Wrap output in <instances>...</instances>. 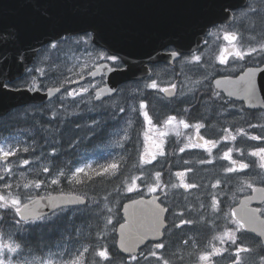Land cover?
I'll return each mask as SVG.
<instances>
[{
  "label": "rangeland",
  "instance_id": "374dc122",
  "mask_svg": "<svg viewBox=\"0 0 264 264\" xmlns=\"http://www.w3.org/2000/svg\"><path fill=\"white\" fill-rule=\"evenodd\" d=\"M243 11L244 12L240 15H246L247 24L253 22L255 19L259 21L258 24L254 21L255 25H248V27L251 28L247 30V38L249 46L260 47L261 44H264V24H262L264 22V0H252L250 5ZM81 38L82 37L64 40L58 43V47L56 49H52L51 47L44 49L35 63L36 67L43 68L46 73L43 77H40L37 74V80L40 82L41 87H48L53 84L65 85L66 81L71 80L73 82L66 84L65 91H71L73 89L79 90L82 87L88 88L87 92H83L81 95L72 99L77 100L79 106L83 105L81 104V100H85L87 102L86 110L85 107L80 109L72 107L70 109L68 107L70 103L67 95H63V98H61L62 96L59 98L63 107L61 110L66 112H70L72 110H83L85 112L91 111L94 92L99 87V81L85 78L98 65H100V63L107 61L100 55V53L108 54L106 51L96 48L91 41L87 43H78V41H81ZM85 39L87 38L85 37ZM82 78L85 79L84 82H82ZM131 88L132 86L123 87L112 102L107 103L103 107L104 110H108L110 112V115L112 112L113 114L116 113L113 116L111 115L110 119L113 123H115V126L118 123L115 131L109 134L108 139L105 141L102 140L103 145L97 147L96 153H93L91 150L79 151L80 153L75 154L76 161H66L64 167H57L50 161L51 157H53L52 154H54L52 149L49 150L52 142L50 140L48 145L45 144L48 146L47 150L41 145L44 143L40 144V139H38V123L37 121L30 122L28 117L30 113L36 115L34 118L37 119H40L42 116L49 115L50 120L48 122L52 127H54V125H52L53 119L50 117V114L60 117L58 113L59 108L56 110L53 109V106L37 108L35 110H31L30 113H22V119L20 121H16V119L20 117V114H15L14 116L6 119V125L0 126V146H3L5 150L9 147H15L18 149L28 147L29 151H17L15 156L8 158V162L0 160L1 195L9 198V200L11 198L19 197L21 200L20 206L22 207L27 201H30L37 196L71 193L74 190L76 191L78 186L74 183L77 182L76 180H78L82 175L81 173L76 178L71 176V173L74 172L76 167L91 165L90 168L85 169L84 173L94 175L102 171V166L115 162L114 158L118 156V152H121L122 148L125 149L124 153L127 155V161L131 163H135V161H137L138 164H140V168L135 171L134 169L136 168L134 167L136 164L133 165V171L129 175L122 178L120 188L113 193H121L123 196L129 195L132 197L150 194L147 191V188L144 187L143 183H141L139 192L129 193L126 190L131 178L135 176H143L145 182H151V180L154 179V177L149 178L145 176L147 172L143 166L145 164L142 163L141 157L144 156L146 150L148 152V156L144 157L146 159L150 158L152 152H156L147 142L145 127L143 124L145 121L143 120L141 122V130L140 128H137L134 123L130 122V116H133L134 113V116L138 115L141 119H143L144 111L149 112L148 107L146 109H141L140 113L135 112L138 104L140 105V101L138 102L133 97H140L143 99L146 92L143 87L142 92L132 91ZM65 91L63 93H65ZM143 101L145 102V100ZM113 104L116 105L115 108H113ZM127 105L128 112L126 107ZM121 108L124 109L123 112L120 111ZM127 114L129 115V119L127 118ZM148 114H150V112ZM67 115L68 114L61 117L62 127L65 125L64 117H67ZM150 117L152 119L151 114ZM184 153L190 154L189 152ZM111 155L113 156L110 159ZM24 159L29 160L30 163L28 165H23L22 161ZM157 163L152 162L151 165L157 169ZM118 164V169L103 173L104 175L100 177H102V179L112 180L117 179L115 175L119 176L121 172L127 174L130 169L125 167V165L122 166L120 163ZM9 165L12 168L10 173L6 171V168ZM248 165L249 167L243 171H238L236 173H228L225 171V174H236L238 176L244 175L245 179L243 180L249 182L254 179L253 176L262 174V170L264 173V168H261L260 165L257 166L256 164L253 165L250 163H248ZM45 167L49 169L48 172L43 171ZM227 167H223V169L225 170ZM221 168L222 166H220L219 169L221 170ZM200 169H205V172H207L205 167H199L196 169V174L199 173L198 171ZM184 170L185 169H183V171ZM60 171L65 173L64 177H59L58 173ZM175 173L174 179H177L178 181H171L169 183V187L165 189V192L167 193L165 204L170 208L169 219L172 227L169 229L168 235L163 241L165 248L156 251L158 252V255H162L165 259H168L169 264H207L208 261H201L199 259V247L196 242V239L202 236L204 232L192 227L189 224H182L181 221L187 220V215H193L195 212L202 211L205 214H208L210 200L211 202L213 201L212 196L207 197V192L210 191L209 184L207 183V180L202 178L195 177L197 180L192 181L188 180V177L186 176L185 181L188 183H194L197 187L192 189H184L182 187L172 188L170 186L171 184L179 183V178L176 177ZM187 175L189 174L187 173ZM83 176H85V174ZM55 178L60 180L58 184L52 183V180ZM238 180H242V178H239ZM34 181H42L43 183L39 188H37L34 186ZM199 181H202L206 186L204 191L203 187L199 184ZM6 183L11 185V187L6 188ZM26 184L30 186L25 187ZM100 184H102V182H100ZM220 184L227 185V183ZM64 186H67L66 188H69L71 191L65 192ZM215 194L216 199L220 201L219 208L221 210L227 211L231 207V204L237 200L236 193L227 194L226 192L216 191ZM92 203L93 204H91V206L93 208L100 205V208L104 211V215L101 219V236L98 237L97 235H92L88 232V226L83 224L75 227L72 234L73 237H67L62 243L52 249H46L38 252L21 247V251L18 253L6 254L7 259L12 260L13 264H22L24 261H26L27 264H48V261L50 260L53 261L54 264H69V261L73 259H78L80 264H85L87 255L92 251H94L93 258L97 259L96 255L98 251L104 247L103 236L110 235L112 227L116 222L118 214L116 211L118 198L116 197L113 201L109 198H99ZM109 209H111V211H109ZM2 210L12 211L16 214L15 210L11 207L0 208V217H2ZM79 210L85 211L86 209L79 208L74 210H60L54 212L51 216L43 220L33 222H22L21 220L13 219L6 225L2 223L3 220L0 218V236L3 237L5 244H7L10 239L15 243H19L15 236L18 230L21 228L23 229L24 224L33 225L35 223L51 221L52 219L56 220V217L60 218L61 215L68 213V211L71 212L70 214L73 217L71 219H74L75 221V215L79 213ZM181 213L183 215H181ZM222 215L225 217V214ZM109 217H111L113 222L111 225L107 224V218ZM17 221H19V223H17ZM211 230L215 235L218 233L217 229L213 225L211 226ZM185 241H187V243H185ZM84 248H87L88 251L84 252ZM203 252H207L206 249H204ZM147 253L148 251L145 252V255ZM137 264H157V261L155 258L149 256L147 261H145L144 258L138 259Z\"/></svg>",
  "mask_w": 264,
  "mask_h": 264
},
{
  "label": "flooded vegetation",
  "instance_id": "af4514ba",
  "mask_svg": "<svg viewBox=\"0 0 264 264\" xmlns=\"http://www.w3.org/2000/svg\"><path fill=\"white\" fill-rule=\"evenodd\" d=\"M242 12L244 11L238 10L234 12L232 23L220 24L210 28L203 39L202 46L196 51L180 54L173 61L149 63L148 69L150 75L148 77L143 80L132 81L119 87L121 90L124 86H132L131 90L138 92H142L144 88L146 92L143 99L140 97L133 98L138 102L140 101V103L145 100V102H143L148 105L149 112L152 115V125L147 123L145 117L141 119L138 115L134 116L135 113L133 116H130V122L134 123V125L141 130V122L144 120L145 122H143V124L145 132L147 133L148 144H150L156 152L161 150L156 147V145L159 144L164 152V155H158L157 159L153 161L154 163L159 162L157 163L159 169L152 170L151 168L153 166L151 164L146 165L150 174L148 175L149 178L154 177L156 171H160L162 173L161 179L164 182L178 181L174 179L175 172L183 171V169H191L192 171L188 172L189 175H187L188 180H197L195 177L207 180L210 188V191L207 192V197L212 196V199L213 197L216 198V191L226 192L227 194L236 193L237 200L231 204V207L227 211L221 209L220 211H216L213 207V201L211 202L210 200L208 214L199 211L195 212L193 215H187V221H191V223L188 224L204 232L202 236L196 239L197 246L199 247L198 256L204 253V249H206L208 253H213L207 264H234L238 247L251 249L250 252H241L239 254L241 264H264V246H262L264 243L255 234L247 232V229L234 232L235 236L238 238L236 244H232L227 236H224L226 229H236V225L231 222L232 219H236V217H229V215H227L230 210L240 205L243 199H250L255 192L253 189L264 188L263 170L261 171L262 174L253 176L254 179L247 182L243 180L245 179L244 175L225 174V170L223 169V167L231 166L230 161L222 159L223 152L227 151L228 148L233 149L232 157L237 161L253 165L256 164L257 166L264 163V160H261L259 156H251L249 154L258 147H264V140H251L248 138V136L253 135L264 136V127H249L250 124L264 125V109L249 108L245 101L239 100L233 96H227L225 92L217 90L214 85L216 79L226 77L236 79L242 75L247 68L261 67L264 65V54L258 53H254L251 57H246L245 60H236L234 57L229 56L228 64L219 63L218 57L223 48L228 47L231 49L233 46L229 44L228 41L224 40L225 31L234 32L239 37V39L235 41V46L237 48L246 51L249 47H254L248 45V32L246 29L247 17L244 14L240 15ZM204 41H207V43L205 44ZM49 45L44 49L49 48ZM171 51L177 50L175 47H169L164 49L163 53L167 55V53ZM195 55L201 57L200 62H195L193 60ZM102 63H106L111 67L110 61ZM85 79L91 78H89L88 75ZM85 79L82 78V82H84ZM94 80L99 81V87L94 92V99L91 104V111L89 112L83 110L66 112L61 110L63 107L59 98L65 91L67 83L63 87V92L53 100L44 104L26 105L14 110V112L20 114L19 118H22V113H30L31 110L37 108L53 106L55 110L59 108L58 113L60 116L68 114L67 117H64V124L66 126L70 123L73 128H78L85 136H87L88 131L92 134L95 129L93 126H99L103 129L106 128L105 132L109 133L118 126V123L115 126V123L110 120L111 115L113 116L116 113L113 114L112 112L110 115V112L104 110L103 107L107 103L112 102L118 94L112 97L96 99V92L105 85L106 76L101 75ZM153 80L157 82L158 87L156 89L147 86ZM172 84H175L176 88L174 90L170 89L169 93L160 91L162 88H170ZM55 87H61V85L53 84L48 87H41L40 89L46 91L47 88ZM217 92L219 96L216 95ZM67 97L69 99L70 105H68V107L70 109L72 107L77 109L85 107L86 110L87 102L85 100H81V104L83 105L79 106L77 100H72L73 98L70 96ZM115 106L116 105L113 104V108H115ZM126 107L128 112V105ZM135 112H141L139 104ZM171 116H175L176 121H173L171 124L166 123ZM50 117L54 118L52 115ZM127 118L129 119L128 114ZM180 120H185L190 125H195L197 123H202L204 125V127L200 129V135L207 139H215L219 142L218 146L212 150L211 155L203 148L194 149L188 147L190 143L198 141V136L194 127L190 126L186 129L182 124H179ZM61 123L62 121H60V123L53 121L52 125H54V127H60L59 125H61ZM225 129H231V132L227 133L224 131ZM238 129H243L248 133V136L242 135ZM161 133L167 134L161 135ZM177 133L179 134L177 135ZM224 135L229 136V140L226 142H223L221 139ZM233 135L236 136L234 141L231 139ZM93 137L94 134L91 135V140ZM189 137L192 138L191 141ZM101 140H103V137ZM81 141L82 140L79 139L76 142H71V145H75L77 150L83 151L86 149L87 142L84 144V142L82 143ZM180 148H185L184 152H189L190 154L181 152ZM237 149H242L244 155L241 156ZM206 160H211L212 162L201 163V161ZM220 166H222L221 170L219 169ZM197 167H205L207 172H205V169H200L198 171L199 173L196 174ZM239 178H242V180H238ZM217 181L220 183H227V185L219 183L218 186L213 187V185H216ZM199 184L203 187L204 191L206 186L202 181H199ZM249 184H251L252 187H249ZM157 193L165 194V190L150 193L149 195ZM166 198L167 195H165L163 204L168 208L167 229H170L172 227L169 219L170 208L165 204ZM247 204L251 209L256 208L264 211V201L248 200ZM68 213L70 214L71 212L68 211ZM222 214H225V217H223ZM212 225L218 231L216 235L211 230ZM221 236L224 237L223 243L219 239ZM225 249H227V251H225ZM215 251H219L220 255H215Z\"/></svg>",
  "mask_w": 264,
  "mask_h": 264
},
{
  "label": "water",
  "instance_id": "95a60500",
  "mask_svg": "<svg viewBox=\"0 0 264 264\" xmlns=\"http://www.w3.org/2000/svg\"><path fill=\"white\" fill-rule=\"evenodd\" d=\"M249 0H0V31L15 30L18 34L17 43L10 45L7 51L14 57L16 52L23 50L31 67L38 52L51 42L61 41L63 38H72L85 34L87 31L94 37L92 43L98 48L105 49L109 54H115L127 61L126 71L95 70V76L106 75L105 86L97 90L100 99L113 96L119 86L134 80H141L150 75L149 63L173 61L177 57H169L163 50L175 47L180 54L191 53L201 47L204 36L208 30L218 24H230L233 20V12L245 8ZM231 13V15H229ZM11 75H24L23 69L14 61L10 63ZM258 68L264 69V65ZM243 75V74H242ZM241 76V75H240ZM231 81L236 79L230 78ZM222 81V86L217 87L215 81ZM214 81L219 91L227 96L229 92H235L233 84L227 83L225 78ZM257 81L264 84V72L257 74ZM111 89V91H109ZM62 90V89H61ZM47 92V91H46ZM46 92L5 91L0 89V118L8 115L13 110L29 104H44L55 95H47ZM247 103L249 108L264 109V88L261 89L253 101H249L243 93L231 95ZM253 105V106H251ZM264 189V188H260ZM259 190V189H257ZM1 195V191H0ZM164 194L150 197H139L126 201L121 208L123 222L130 219L133 211L132 201H150ZM44 198V199H40ZM82 198V203H66L61 208L84 206L87 199L77 194H56L47 197H36L25 203L29 208L33 207V201L42 218L52 212L61 209L52 206L51 202L70 201ZM252 201H264L260 198V192L255 191L251 199H243L240 205L233 210L240 216L241 204ZM159 202V201H158ZM24 205L21 207L23 209ZM128 212H125V207ZM164 206V205H163ZM137 223H147L146 210L142 206H135ZM256 209V208H254ZM166 213H164V228L167 226ZM259 215V214H258ZM20 216V215H19ZM41 219V218H40ZM27 220H37L29 218ZM260 220H264L260 216ZM120 223V224H122ZM256 230L253 231L252 229ZM248 232L254 233L264 243V236L260 235L259 225L246 226ZM117 248L126 257L133 253L124 252L119 246V225L117 226ZM153 239L150 235L139 248L136 255L147 243L159 242L163 239Z\"/></svg>",
  "mask_w": 264,
  "mask_h": 264
},
{
  "label": "snow or ice",
  "instance_id": "6c2138e0",
  "mask_svg": "<svg viewBox=\"0 0 264 264\" xmlns=\"http://www.w3.org/2000/svg\"><path fill=\"white\" fill-rule=\"evenodd\" d=\"M231 15V13H229ZM211 34V33H210ZM85 37L87 39H85ZM85 37L81 38V41L79 42H84L87 43L89 41L94 40V37L88 33L87 31L85 32ZM224 40L228 41L229 44H232V48L225 47L223 48L220 56L218 57L219 63L221 64H228L229 60L228 57L232 56L236 60H245L246 57H251L254 53L258 54H264V44H261L259 48L256 47H249L246 51L241 50L235 46V41L239 39V37L234 33L230 31H225L224 32ZM18 40V34L16 33L15 30H3L0 31V89H3L5 91H28V92H37L40 91L41 85L40 82L37 80V74L40 77H43L46 75L45 70L43 68H39L36 66L29 67L30 61L28 60V57L26 53L23 50H19L16 52V55L12 57L6 49L9 48L10 45L14 46L17 43ZM206 44L207 41H204ZM52 49H56L58 47L57 42H53L49 45ZM100 55L106 59L107 61L111 62V67L108 65L102 66L103 71L108 72V71H126L127 70V61L123 60L122 57H119L115 54H105V53H100ZM169 57H178L180 53L177 51H171L167 53ZM193 60L195 62H200L201 57L199 55H195L193 57ZM15 62L16 64L20 65L23 69L24 75H17V76H12L11 73V68H10V63ZM100 68L97 69L99 71ZM259 72H264V69L258 68V67H250L247 68L246 71H244L243 75L239 76L236 81H231L230 78H225L227 83L233 84L236 88L235 92L230 91L229 95H235L237 93H243L246 98L249 99V101H253L256 98V95L259 91H261L262 88H264V84H261L260 82L257 81V74ZM93 76H95V72L91 73ZM73 81L68 80L66 83H72ZM216 86L219 88L222 86V81L216 80L215 81ZM148 87L152 89H156L158 87L157 82L153 80ZM61 87H64V84H61ZM61 87H56V88H47L46 94L51 96L55 95L56 93L61 92ZM94 87V85H93ZM176 85L172 84L170 88H162L160 91H163L165 93H169L170 89H175ZM88 88L87 87H82L79 90L73 89L71 91H65L63 95H67L70 97H73V99L76 96L81 95L83 92H87ZM111 91V89L109 90ZM217 96H219V93H216ZM96 99H100V95H96ZM140 109H146L148 107L147 104H145L143 101L139 105ZM135 110V109H134ZM121 112L124 111L123 108L120 109ZM145 119L147 120V123L149 125H152V119L149 116L147 111H144L143 113ZM173 121H176L175 116H171L166 123L171 124ZM179 124H182L184 128H189L194 127L196 130V134L198 136V141L195 143H190L188 147L191 148H203L205 151L211 155L212 150L218 146V141L215 139H207L204 136L200 135V129L204 127L202 123H197L195 125H190L187 121L185 120H180ZM249 127H264V125L256 124L252 125L250 124ZM227 133L231 132V129H225L224 130ZM238 131L244 135L248 136V133L245 132L243 129H238ZM167 133H161V135H166ZM179 133H177L178 135ZM145 136L147 137V133H145ZM249 139L251 140H264V136H258V135H253V136H248ZM191 137H189V140L191 141ZM223 142H226L229 140L228 135H224L222 138ZM231 139L234 141L236 139V136H231ZM156 147L158 149H161L158 153L157 152H152L150 155V158H144L145 156H148L147 150L145 151L144 156L141 157L142 163L147 165L151 164L154 160H156L157 155H164V152L162 151L161 145L157 144ZM22 150L23 152H28L29 148L24 147L22 149H18L15 147H9L7 150L3 146H0V160H3L5 162H8V158L15 156L17 151ZM181 152L185 151V148H180ZM237 151L240 153L241 156L244 155V152L242 149H237ZM232 148H228L227 151L223 152L222 159L230 161L232 166H229L225 169L226 172L228 173H236L238 171H243L244 169H247L249 165L247 163H244L242 161H237L233 159L232 157ZM251 156H259L261 160H264V147H258L252 152L249 153ZM211 160H206V161H201V163H211ZM30 163L29 160L24 159L22 161L23 165H28ZM91 165H85V167H76L74 172L71 173V176L73 178H76L79 174L84 173L86 168H90ZM261 168H264V163L260 165ZM119 168V164L116 162H111L105 166H102V171L98 172L97 175H102L103 173L109 172L110 170H116ZM7 172H11L12 168L9 165L6 168ZM44 172H48L49 169L45 167L43 169ZM192 171L191 169H186L184 171H178L175 173L176 177L179 178V183L178 184H171L170 186L172 188H178L182 187L184 189H192L197 187L196 184L194 183H188L185 181V177L187 176V173ZM59 177H64L65 173L63 171H60L58 173ZM162 173L160 171H156L154 173V179L151 180V182H145L143 176H135L131 178L130 183H128L127 186V192H139L141 188V183L144 184V187L147 188V191L149 193H156L157 191H163L169 187L168 183H165L162 179ZM139 181V183H138ZM60 180L58 178H55L52 180L53 184H58ZM79 182V181H77ZM34 186L39 188L41 184L43 183L42 181H34ZM219 181H217L216 185H213V187H216L219 185ZM30 185H25V187H29ZM249 187H252L251 184L248 185ZM5 187H11V185H8L7 183L5 184ZM254 191H259L260 192V198L264 200V189H253ZM165 195L167 193L165 192ZM44 199V198H40ZM251 199V198H250ZM159 201V202H158ZM83 200L82 198H75L74 200L70 201H60V202H51L52 206L55 208H61V205L66 204V203H82ZM33 207L29 208L27 205H24L23 209L21 208V200L19 197L9 198L5 197L4 195H0V208H13L15 212L20 215L22 220H27L29 218H36L40 219L42 218V214L38 212L37 210V205L33 201ZM220 201L217 200L215 197H213V207L216 209V211H220L219 208ZM142 206L146 210V215H147V223H137L136 220L134 219L137 216V209L135 206ZM132 206L133 211L129 214L130 217L133 219H130L126 223L119 224V246L124 252H130L133 253L131 255L130 259L133 261H138V256L135 254L136 250L139 248L140 244L144 242L150 235L152 236L153 239H156L157 237H162L164 235V232L162 229L164 228V213L168 211L167 207L163 206V201H160L159 197H155L153 200L150 201H137L133 200L132 201ZM63 210V209H61ZM111 211V209H109ZM125 212H128V207H125ZM259 214V215H258ZM181 215H183L181 213ZM229 217H237V212L235 210H230V212L227 214ZM260 216H264V211L261 209H251L248 207L247 202L241 204V210H240V216L239 218L232 219V223L236 225V229H226L224 236H227L228 240L232 244L237 243V237L235 236L234 232H240L242 230L246 229V226H251V225H259L260 229V235L264 236V220H260ZM2 218V217H0ZM19 223V221H17ZM112 219L111 217L107 218V224L111 225ZM182 224H188L191 223V221L187 220H182ZM179 226V225H177ZM253 231L256 229L253 228ZM112 231H116L115 225L112 227ZM221 242L223 243L224 237L221 236L219 237ZM187 243V241H185ZM264 246V245H262ZM165 244L160 241L156 242L152 245V247L148 250V253L144 255L145 261H147L148 257L151 256L156 259L157 264H169L168 259H165L162 255H158V252L156 250L164 249ZM21 251V245L19 243H15L11 239L8 241L7 244L4 243L3 237L0 236V264H13L12 260L7 259L6 254H11V253H18ZM84 252H87L88 249L84 248ZM227 251V249H225ZM251 249L246 248V247H238L237 252H236V259L234 261V264H241L239 260V254L241 252H250ZM213 253H208L204 252L199 255V259L201 261H209L210 257ZM97 255L101 257L104 261H109V252L106 247H102ZM215 255H220L219 251H215ZM22 264H27L26 261L22 262ZM48 264H54L53 261H48ZM69 264H80L78 259H73L69 261Z\"/></svg>",
  "mask_w": 264,
  "mask_h": 264
},
{
  "label": "trees",
  "instance_id": "16d2710c",
  "mask_svg": "<svg viewBox=\"0 0 264 264\" xmlns=\"http://www.w3.org/2000/svg\"><path fill=\"white\" fill-rule=\"evenodd\" d=\"M254 21L257 24L259 23L257 19H255ZM254 21L250 22L249 24H251V26L255 25ZM249 24L246 25L247 30L251 28L248 27ZM262 24H264V22ZM15 114L16 113L14 112L8 117H12ZM28 117L30 122L37 121L39 126L38 139H40V144L44 143L41 145L44 146L46 150L48 149V142L51 140L52 144L49 150L52 149L54 154H52L53 157H51L50 161L53 162L56 166H64L66 164V161L75 160V154L78 153L80 150H77V147L75 145H71V142H76L79 139H81V142H84V144L87 142L86 149L84 150H91L93 151V153H96L97 143L99 140L102 139L106 131V128L103 129L99 126H93V128H95L92 132V134H94V137L91 140L92 134H90L89 131L87 136H85L83 132L78 130V128H73L70 123H68L67 126L65 125V128L59 125L61 129L58 126L52 127L48 122L50 120L49 115H45L42 116L40 119H37L34 118L36 117V115L30 113ZM52 117H54L52 118L53 121H55L56 123H60L62 115L60 117L52 115ZM7 118L0 119V126L6 125L5 121ZM20 119L21 118L18 117L16 121H20ZM112 156L113 155H111L110 159L112 158ZM118 156L114 158V161L116 163H120L122 166L125 165V167L129 168L130 170L127 172V174L121 172L119 176L115 175L117 179L112 180H106L104 178L102 179V177H99L100 175L96 176L97 173L94 175H81V177L76 180L79 182L74 183L78 186L76 191L74 190L72 192L79 193L88 198V205L84 207L86 209V212L79 210V213L75 216V221L74 219L70 218L69 213H64L63 215H61L60 218L56 217V220L52 219L51 221H44L40 223H35L33 225L24 224L23 229L21 228L20 230H18L15 236L21 247L31 250L39 249L41 247H56L57 245L62 243L67 237H73L72 234L75 230V227H78L83 224H86V226H88V232H90L92 235H97L98 237L101 236V219L104 215V211L100 208V205L95 206L94 208L91 206V204H93L92 202L98 200L99 198H109L111 201H113L116 197L118 198V204L116 207V211L118 214L114 225L116 226L120 222H122L123 217L121 214V205L126 200L131 199L132 196H123L121 195V193L115 194L113 192L117 191V189L120 188L122 178L126 175H129L133 171V165L136 164V166L134 167L136 168L134 169L135 171L140 168V165L136 162H128L123 150H121V152H118ZM100 182H102V184H100ZM170 182L171 181H167L165 183L169 184ZM66 187L67 186H64L65 192L71 191L69 188ZM80 209H83V207ZM13 219L19 220L14 212L2 210V223H4V225L9 224V222ZM116 240V231H111L110 235L103 236L104 247H106L109 252V261H104L101 257L99 258L98 255H96L97 259L93 258L94 251H92L87 255V260L85 264H137V261L131 260L130 257L123 256L118 251L116 246ZM150 246L151 244L147 245L142 250L141 254L138 256V259L143 258L145 252H147L151 248Z\"/></svg>",
  "mask_w": 264,
  "mask_h": 264
},
{
  "label": "bare ground",
  "instance_id": "6f19581e",
  "mask_svg": "<svg viewBox=\"0 0 264 264\" xmlns=\"http://www.w3.org/2000/svg\"><path fill=\"white\" fill-rule=\"evenodd\" d=\"M79 122V121H78ZM106 124V123H105ZM104 126V125H103ZM102 132V131H101ZM61 141V140H60ZM75 151V150H74ZM69 155V154H68ZM64 157H66V156H64ZM72 159V158H71Z\"/></svg>",
  "mask_w": 264,
  "mask_h": 264
}]
</instances>
